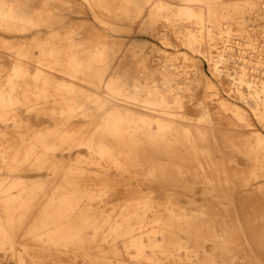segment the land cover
Masks as SVG:
<instances>
[{"label":"bare ground","instance_id":"obj_1","mask_svg":"<svg viewBox=\"0 0 264 264\" xmlns=\"http://www.w3.org/2000/svg\"><path fill=\"white\" fill-rule=\"evenodd\" d=\"M87 1L96 18L100 15L95 9L128 21L146 16L147 28L161 17L169 20L176 15L196 16L197 51L210 63L213 77L217 81L223 76L230 77L243 96L241 88L246 85L248 98L254 104L252 109L264 111L261 108L264 81L262 86L257 85L255 79L247 76L246 68L236 73L226 69L228 44L222 50L217 48L215 55L205 49L206 44L214 47L212 42L216 36L224 37L225 42L229 40L233 29L225 21L228 17L240 18L239 31H247L245 16L254 8L251 2L181 0L186 5L172 10L169 3L159 0L144 13L150 0ZM193 1L202 4L204 10H192L187 4ZM55 2L0 0V31H15L25 36L28 32L35 33V29L39 33L42 26L53 30L63 17L56 10ZM76 29L69 27L64 35H54L37 43L39 54L34 58L37 68L33 73L24 61L32 58L30 50L6 44L7 48L15 49L17 58L0 87V171H7L0 172V248H10L21 263L25 255L35 263L55 252L69 250L91 257L88 250L100 240L98 247L102 253L91 260L95 264H124L118 257L119 246L141 264H145L144 259L166 264L176 255L188 259L178 264H237L234 257L238 245L234 234L242 229L215 220L208 208L190 215L172 197L195 188L199 180L189 179L187 175L196 178L202 174L203 193L214 191L217 197H223L227 186L235 184L230 177L236 174H229L224 164L212 161L214 150L208 146L218 142L210 141L216 133L208 107L200 103L202 114L194 126L183 122L186 118L183 114L176 118L150 114L143 109L144 103L168 106L167 90L156 87L152 91L128 69H122L123 60L117 57L116 43L102 39L94 31L77 38ZM191 38L190 32L186 34L189 45ZM246 47L254 49L255 41L246 43ZM160 70L165 83L182 74L174 63L164 64ZM77 80L105 88L111 97L90 93ZM145 88L148 95L140 99ZM49 103L55 106L47 107ZM220 105L236 113L238 119H244L238 107H230L225 100ZM21 106L34 110V127L19 116ZM49 110L51 120L38 118L39 113ZM157 112L170 115L165 109ZM254 136L247 143L257 147L237 150L255 161L247 179L239 182L242 185H251L252 179L264 174V137L259 133ZM230 144L237 145V142L231 140ZM201 156L208 160L212 174L187 171L186 163L198 162L200 166ZM103 161L124 172L144 168L146 192L126 188L129 200L106 213L107 209L102 207L107 202L105 197L116 195L123 184L111 180L106 171L92 173L84 166H101ZM216 172H223L226 179L212 178ZM58 178L61 180L57 181ZM162 198L167 199L160 202ZM36 207L38 213L30 219ZM23 229L35 242L37 251L31 252L32 247L27 245L24 252L16 249V236ZM208 236L213 240L211 251L204 249ZM53 264L63 262L55 259Z\"/></svg>","mask_w":264,"mask_h":264},{"label":"rangeland","instance_id":"obj_2","mask_svg":"<svg viewBox=\"0 0 264 264\" xmlns=\"http://www.w3.org/2000/svg\"><path fill=\"white\" fill-rule=\"evenodd\" d=\"M156 1L159 0H150L144 13ZM163 1L169 3L172 10L186 5L181 0ZM227 1H249L253 4L252 11L245 16L247 31H239L242 28L237 23L240 18L228 17L225 21L230 23L233 29L229 40L225 42L224 37L216 36V40L212 42L214 47L206 44L205 49L206 51L210 50L215 55L218 51L217 48L222 50L225 48V44H228L230 50L225 52V56L228 57L225 65L226 69L236 73L242 68H246L248 71L247 76L255 79L257 85L262 86L264 81V0ZM55 5L58 7L56 10L60 11L63 17H61V23L54 25L53 30L42 26L39 33L35 29V33L30 34L28 32L25 36L15 31H0V87L5 83L7 75L11 72V66L17 58L14 53L15 49L7 48L6 44H9V46L15 45L16 47L23 46L30 50L32 58L24 61L33 73L37 68L34 58L39 54L37 43L44 42L54 35L62 36L69 27L77 28L76 33H74L77 38L88 34L89 31H94L102 39L116 43L118 45L117 57L119 60H123L122 69H128L135 79H138L141 84H148L152 91L156 87L167 90L165 93L169 100L168 106L144 103V110L150 112V114L175 118L183 114L186 116L183 122L194 126L202 114L200 103L208 107L216 133V137H210V141L217 140L218 142L208 146V148L214 150L212 161L224 164L229 174H236L230 177L235 184L227 186L222 195L223 197H217L214 191L203 193V181L205 179L202 174H199L196 178L187 175L189 179L199 180L195 184V188L188 190L187 193H179L172 197L177 202V206L190 215L198 214L200 210L208 208L215 220L223 221L222 223H226L227 226L242 229L234 234L237 238L236 245H238L234 257L237 264H264V174L252 179L253 184L251 185L239 184V182L247 179L246 177H248L255 161L250 160L244 152L237 151L238 149L245 150L257 147L247 143L248 140H254L255 133H259L264 137V111L255 112L252 109L254 104L248 98L246 85H242L241 88L245 93L243 96L236 90V85L230 77L223 76L218 81L213 77L210 63L197 51L199 47V43L195 41V37L199 34L197 17L176 15L169 20L161 17L150 28H147L144 23L146 22V16L128 21L117 19L101 9H95L100 15V18H96L87 0H56ZM187 5L194 11L204 10L202 4L194 1ZM31 29V31H34V28ZM189 32L192 36L190 45L185 41L186 34ZM252 40L255 41L254 49L246 47V43ZM239 45H241V50ZM171 63L179 66L182 74L165 83L160 66ZM58 75L63 78L61 73H58ZM76 82L90 93L111 97L105 88H98L80 80ZM146 89L141 91L140 99L148 95V89ZM153 96L151 95V97ZM177 97H179V100L176 99ZM153 99H151L152 102H154ZM222 100L227 101L230 107H238L244 119H238V115L231 110H224L220 105ZM46 106L52 107L55 105L49 103ZM263 107L261 105L262 109ZM161 109L167 110L170 115L157 112ZM18 114L23 122L34 127V110L29 111L21 106ZM51 116L49 110L47 113H39L38 118L51 120ZM206 124L208 125V123ZM231 140L236 141L237 145L230 144ZM207 162L208 160L201 156L200 163L202 166H199L198 162H188L186 163L188 166L187 171L201 173L205 171L210 175L212 169ZM84 166L88 167L92 173L103 174L106 171L109 173L111 180L123 184L120 185L121 189L117 191L116 195L107 194L105 197L107 202L106 204L103 202L102 207L107 209L106 213L113 207L119 208L129 200L130 195L126 188H133V190L140 193H145L147 190L144 168H131L130 171L124 172L112 163L104 161L101 166L97 164H84ZM0 172L6 174L7 171L1 169ZM212 178L220 181L226 179L223 172H216L215 175H212ZM24 179L27 181L32 180L31 178ZM60 180V178L57 179V181ZM210 198L213 200L212 203L208 201ZM166 199L162 198L159 201L164 202ZM38 210V207L32 209L30 219H33ZM100 242V240L95 241L92 248L88 250L91 257H83L80 253L77 254L72 250L59 253L54 251L53 255L35 263L29 255H25L24 263H21L16 256L12 255L10 248H0V264H53L55 259L60 260L63 264H95L91 260L102 253L100 247H98ZM34 243L31 238L25 235V229L18 232L15 244L18 251L24 252L26 245L32 247L31 252L37 251L38 249H34L36 248ZM212 246L213 240L208 236L204 241V249L211 251ZM119 251L118 257L124 264H141L137 263L134 257L126 255L123 246H119ZM180 252L183 253V250ZM200 254L203 256V250H200ZM182 259L188 261L184 255H176L165 263L178 264L177 262ZM144 260L145 264H156L154 260Z\"/></svg>","mask_w":264,"mask_h":264}]
</instances>
